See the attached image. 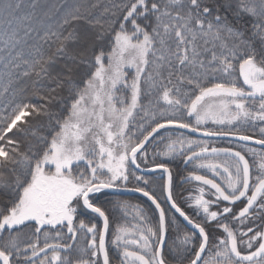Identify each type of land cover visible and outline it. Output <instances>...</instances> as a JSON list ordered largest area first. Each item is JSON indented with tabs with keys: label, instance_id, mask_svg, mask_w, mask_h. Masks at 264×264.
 I'll return each instance as SVG.
<instances>
[{
	"label": "snow or ice",
	"instance_id": "1",
	"mask_svg": "<svg viewBox=\"0 0 264 264\" xmlns=\"http://www.w3.org/2000/svg\"><path fill=\"white\" fill-rule=\"evenodd\" d=\"M0 264H264V0H0Z\"/></svg>",
	"mask_w": 264,
	"mask_h": 264
},
{
	"label": "trees",
	"instance_id": "2",
	"mask_svg": "<svg viewBox=\"0 0 264 264\" xmlns=\"http://www.w3.org/2000/svg\"><path fill=\"white\" fill-rule=\"evenodd\" d=\"M177 165L175 166V169L180 172V174H184V165L178 160L175 162ZM184 187H187L186 185H177L176 191H179L180 189L184 190ZM122 198L128 199L131 203H141L145 205H150L146 200H144L141 197L138 196H123Z\"/></svg>",
	"mask_w": 264,
	"mask_h": 264
},
{
	"label": "water",
	"instance_id": "3",
	"mask_svg": "<svg viewBox=\"0 0 264 264\" xmlns=\"http://www.w3.org/2000/svg\"><path fill=\"white\" fill-rule=\"evenodd\" d=\"M185 132H186V130H185ZM186 134H189V133H187L186 132ZM190 135H192L193 137H196V138H202V137H199V134H190ZM213 140H229V141H235L233 138H230V137H224V138H213ZM237 142V141H236ZM249 143V145H252V146H255V147H259L260 148V146L259 145H255V144H253L252 142H248ZM124 196H138V197H141V198H143L144 200H146V198H144V197H142L140 194H138V193H126ZM147 201V200H146ZM148 202V201H147ZM149 204H150V202H148Z\"/></svg>",
	"mask_w": 264,
	"mask_h": 264
},
{
	"label": "rangeland",
	"instance_id": "4",
	"mask_svg": "<svg viewBox=\"0 0 264 264\" xmlns=\"http://www.w3.org/2000/svg\"><path fill=\"white\" fill-rule=\"evenodd\" d=\"M248 134L257 135L258 136V132L253 133V132L250 131V132H248ZM194 138H196V137H194ZM215 143H216L217 146L218 145H223V146H233V147H235V145H236L235 142H231V141H227V140H215ZM252 147H254V146H252ZM257 149H259V148H257ZM181 190H182L181 194L185 195L186 193H184V190L183 189H181ZM157 193L159 194V188L157 189Z\"/></svg>",
	"mask_w": 264,
	"mask_h": 264
},
{
	"label": "flooded vegetation",
	"instance_id": "5",
	"mask_svg": "<svg viewBox=\"0 0 264 264\" xmlns=\"http://www.w3.org/2000/svg\"><path fill=\"white\" fill-rule=\"evenodd\" d=\"M227 141H229V140H227ZM231 142H235V143H237L236 141H231ZM218 146H223V145H218ZM249 146H252V145H249ZM255 147V146H254ZM257 148H259V147H257ZM177 164L175 163L174 164V168H175V166H176ZM154 175H159V174H154ZM178 193H180L181 194V192H182V190L180 189L179 191H177ZM182 195V194H181ZM179 198V197H178Z\"/></svg>",
	"mask_w": 264,
	"mask_h": 264
}]
</instances>
